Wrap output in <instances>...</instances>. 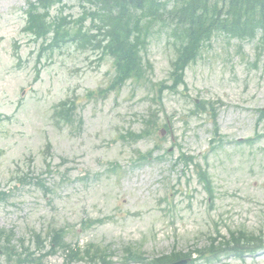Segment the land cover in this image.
Masks as SVG:
<instances>
[{"label":"rangeland","instance_id":"rangeland-1","mask_svg":"<svg viewBox=\"0 0 264 264\" xmlns=\"http://www.w3.org/2000/svg\"><path fill=\"white\" fill-rule=\"evenodd\" d=\"M30 1L0 0V192L7 191L0 197V228L14 230L12 244L19 249L23 239L34 248V232L45 236L65 227L71 245L107 246L115 252L112 264H125V246L149 257L188 252L207 245L216 227L222 235L245 228L264 240V139L237 142L254 136L264 108V53L258 58L256 42L216 35L187 69L189 89H166L160 108L150 99V84L171 82L175 56L164 31L151 39L149 88L129 81L102 97L115 74L112 59L75 43L41 52V41L23 29ZM64 4L52 14L60 8L72 18L82 13L79 0ZM92 90L98 93L89 96ZM196 99L217 103L225 137L220 149L212 148L207 114L189 115ZM62 102L76 103L69 125L55 114ZM150 110L160 124L169 121L168 130L140 141L125 138L145 127ZM152 148V158L139 164ZM182 153L207 160L214 201L194 166L176 163ZM90 219L100 222L83 227ZM63 259L59 251L44 263ZM6 262L0 255V264ZM210 264H264V251Z\"/></svg>","mask_w":264,"mask_h":264},{"label":"trees","instance_id":"trees-1","mask_svg":"<svg viewBox=\"0 0 264 264\" xmlns=\"http://www.w3.org/2000/svg\"><path fill=\"white\" fill-rule=\"evenodd\" d=\"M27 10L26 30L37 38H43L50 50L74 42L83 47L99 50L101 55H110L116 66L115 79L108 90L122 86L126 80H145L152 69L146 57L149 38L158 26L171 30L178 55L173 60L172 71L177 88L184 82V70L194 61L204 41L210 40L216 31H223L231 37L250 39L259 33L264 39V0H82L83 10L78 19L57 15L50 16V8L56 0H38ZM90 18V25L85 21ZM63 107L67 105L62 102ZM71 106L65 112V121H71ZM140 138L144 134H133ZM145 157V156H141ZM201 177L211 191L210 179L203 171ZM220 245L198 250L201 255L217 252L223 246L252 251L256 244L253 234L236 235ZM54 245L60 243L54 240ZM130 258L143 260L136 251L127 247ZM108 262V249L88 248L87 255ZM179 254H172L171 258ZM166 257V258H168ZM137 258V259H138ZM94 259V258H91Z\"/></svg>","mask_w":264,"mask_h":264},{"label":"water","instance_id":"water-1","mask_svg":"<svg viewBox=\"0 0 264 264\" xmlns=\"http://www.w3.org/2000/svg\"><path fill=\"white\" fill-rule=\"evenodd\" d=\"M184 262H180V263H177V264H183Z\"/></svg>","mask_w":264,"mask_h":264}]
</instances>
